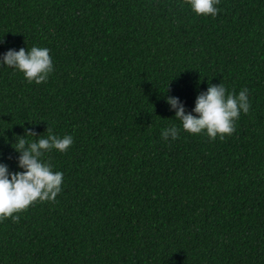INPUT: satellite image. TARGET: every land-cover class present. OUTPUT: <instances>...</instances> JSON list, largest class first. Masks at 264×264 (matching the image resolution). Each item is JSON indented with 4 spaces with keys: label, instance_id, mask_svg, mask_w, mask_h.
Wrapping results in <instances>:
<instances>
[{
    "label": "trees",
    "instance_id": "trees-1",
    "mask_svg": "<svg viewBox=\"0 0 264 264\" xmlns=\"http://www.w3.org/2000/svg\"><path fill=\"white\" fill-rule=\"evenodd\" d=\"M0 0V164L14 147L73 137L42 157L63 173L55 202L0 221V264H264V0ZM49 49L41 84L2 63ZM248 90L223 141L189 134L209 84ZM176 127L178 138L161 133Z\"/></svg>",
    "mask_w": 264,
    "mask_h": 264
},
{
    "label": "clouds",
    "instance_id": "clouds-1",
    "mask_svg": "<svg viewBox=\"0 0 264 264\" xmlns=\"http://www.w3.org/2000/svg\"><path fill=\"white\" fill-rule=\"evenodd\" d=\"M219 2L220 0H185L197 16L212 17L218 13L216 5ZM2 63L23 73L29 83L34 81L41 84L53 71L49 49L35 46L30 51L24 48L19 51L9 50L4 54ZM166 102L175 110V118L182 122L186 132L194 135L206 133L210 139L219 137L221 141L235 132V122L241 112L248 114L251 107L247 89L235 95L227 92L222 84L217 86L211 83L207 91L196 99L193 109L196 115L185 114L184 105L178 98L168 97ZM47 132L46 138L28 142L26 137L35 136V133L26 131L25 137H20L15 143L14 149L20 153L18 166L23 169L22 172L9 173L7 165L0 164V221L12 218L14 222H18L19 213L36 202H55L61 192L63 173L54 172L51 163L42 162V157L53 149L66 152L73 144V137L65 135L60 138L53 134L51 128H47ZM161 136L164 140L170 136L175 140L178 138V130L174 126L166 128Z\"/></svg>",
    "mask_w": 264,
    "mask_h": 264
}]
</instances>
